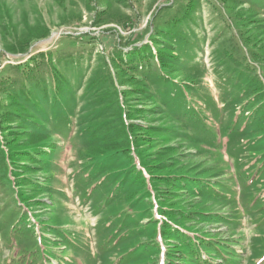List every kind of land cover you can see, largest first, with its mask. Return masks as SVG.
<instances>
[{"label": "rangeland", "instance_id": "rangeland-1", "mask_svg": "<svg viewBox=\"0 0 264 264\" xmlns=\"http://www.w3.org/2000/svg\"><path fill=\"white\" fill-rule=\"evenodd\" d=\"M187 1L0 0V73L32 67L30 58L57 47L69 51L52 61L70 69L60 88L67 96H52L56 85L46 88V60L30 80L9 81L16 91L24 86L15 102L11 88L0 87V108L12 114L7 138L49 137L21 156L6 158L2 148L7 172L0 178L6 174L8 182L3 188L0 181V264H27L20 248L35 237L27 249L39 264H187L192 254L179 253L187 249L202 251L188 264H264V1L225 0L222 7L194 0L190 21ZM154 28L169 39L155 38ZM84 35L94 38L92 46L59 43ZM134 35L142 39L135 46L147 44L153 57L168 49L174 56L159 71L147 67L152 103L123 83L132 75L117 82L120 71L111 64L120 63ZM106 65L114 88L108 79L90 87ZM161 73L168 88L157 82ZM110 87L127 128L121 156L112 140L89 143L94 134L109 140L122 124L113 97L99 99ZM136 126L159 132L139 141Z\"/></svg>", "mask_w": 264, "mask_h": 264}, {"label": "trees", "instance_id": "trees-1", "mask_svg": "<svg viewBox=\"0 0 264 264\" xmlns=\"http://www.w3.org/2000/svg\"><path fill=\"white\" fill-rule=\"evenodd\" d=\"M216 1L221 3L222 7L225 5V0H216ZM260 1L262 2L264 0H260ZM192 4H194V0H188L187 2H185L186 11L189 14V17H184L185 20H187V21H190L191 14L193 13ZM241 4H239V5H241ZM262 4H264V3H262ZM154 29H156V28H154ZM134 36L135 37H132L133 41L131 40V43L129 45L131 48L129 49L128 52H125V54L121 57L122 59L120 60V63L118 64V63H115L114 61H111V64H112L114 70L118 69L120 71V74H118V76H117V82H118V80L120 78L121 79V83H122L121 76L123 77V73L128 74V75H132V76H130L131 79H128L127 81L123 77V83H126L127 85H131V86L135 87V91H136L134 93L135 95L144 96L145 99H148L149 102L152 103L153 102V96L151 94H150L151 96L148 95V93L146 91V89H148V87H147V84H146V79L144 78L145 74H146V70L148 69L147 67L152 65V66L155 67V69H153V71H159L158 70L159 68H161L162 66L165 67V62L168 61L167 58H170V57L174 58V56H173L172 51L168 49V50H165V51L158 50V51H160L159 52L160 56L158 54V55L153 57L152 52H151V50H150V48H149V46L147 44H142L140 46H135V44L141 43L142 39H140L141 37H139L138 35H134ZM153 36L155 38H157V39H159L160 37H164L166 40L169 39V37L166 36V34H164V35L160 34L157 31V29H156L155 35H153ZM44 37H46V35ZM40 39H43V38L41 37ZM246 39H249V38H246ZM59 43L60 44L61 43H66V44L70 45V48L76 49L78 44L81 45V47L92 46L94 44V38H91L89 35H84V36H81V37L66 36ZM30 44H31V42L30 43H25L22 46V51H20L18 53L23 54V53L27 52V49L29 48ZM171 46L173 47V43H172ZM173 49H175V47H173ZM65 51L68 52L69 49H59L58 50V47H57V49L54 50V52L50 51V52L46 53L45 55H42L41 52L37 53L36 57L29 59V60H31V63L33 64V66L32 67H26L25 66V69L23 67V63L19 64V65H16L14 67L13 66H8L4 72L0 73V87L5 85L4 88H7V89L11 88V91H13V94H12V96H10V99H12L15 102V100L17 99V96H14V95L18 91H24V86L21 84L19 90L16 91V89H15L16 88V83L15 84H9V81L12 80V78L14 76H17V75L22 76L25 81L30 80L31 79L30 78V74L33 72V70L36 69V71H39L40 68L44 65V62H45L44 60H46V61H49V63H50V66H49L48 69L50 71V77L52 79V84L47 85L46 88H49L51 86L56 85V87L59 90V92L58 93L54 92L52 96H67L66 93H65L66 95L61 94V92H60L61 89L60 88L63 87V86H61L62 83H64V84L68 83L67 81L69 80L68 77H69V74H70V69H65V70L64 69H60L59 65H58L60 63V61L57 64L56 62H53L52 59H51L53 57V55H55L56 53H62V52H65ZM135 53H137V58L134 56ZM120 55H122V54H119L118 56H120ZM145 55H147V58L152 56L151 59H150V61H151L150 63L148 62L147 58H143ZM67 56L71 57V54H68ZM157 57L158 58L160 57V59L162 60L158 67H157V62H156L157 59H158ZM38 60H41V62H38ZM122 60L127 61L125 64H126V67H128V69H126V70H120L119 69V65L122 66ZM143 60L145 62L147 61L146 64L144 63ZM65 62H67V61L65 60ZM127 65H129V66H127ZM66 67H68V66L66 65ZM122 67L125 68L124 66H122ZM4 68H2V69H4ZM105 68L106 69H104V70H105L106 74H103L100 78H94V80H92L90 82L91 83L90 87H92L93 85L100 84L101 82L103 83L105 80L108 79L107 82L112 83L113 88H114L115 79H113V77H111V75L109 74L108 69H107V65H106ZM12 69H15V70L12 72ZM170 69H171L170 72L178 73L177 69H175V68H170ZM161 71H162V69H161ZM133 73H137L140 78H137V79L134 78L133 77ZM157 82H160V84L163 87H165V88H168L170 86V83L167 82L165 79H163V73H161V75L157 77ZM100 91L101 92L99 94H101L102 96L99 99L102 102L105 101L106 99H108V96H112L113 97L112 98V99H114L113 100V104L115 105V109H114V112H113L114 119H115V121L120 120L122 124H121V126H118V127L115 126L114 128H111V129H114V133H110V131H109V132H106L104 134L105 137H106L107 134L110 133L109 134V140L100 142L99 137L96 134H94L92 136L89 135V143L90 144H94V143L102 144V143H105V142H108V141L112 140L113 144L115 145V150H116L115 155L121 156L120 153H122V152L125 153L126 152V149L124 150V148L127 145V138H126L127 135H126V131H125L127 128L125 129V126H124L123 121H122V109L116 103V101H115V92L112 91L111 87L108 89L107 93L105 92L106 90H102L101 89ZM45 95L48 96L46 94V92H45ZM22 98L26 99V100L29 99L28 92L25 91L24 96H22ZM16 105L19 106L18 104H16ZM139 110H143L144 111L143 108H140ZM58 114H59V112H58ZM10 115L12 116V114H10ZM10 115L4 113V109L0 108V157H1L0 170L3 171V172H7V170H6V161L4 159L5 156H6V158L7 157L9 158V157H14V156H18V155L19 156L25 155L28 151L32 152L33 150H36L41 144L45 143L48 140V138H49L47 135H44V134H42V135L41 134H34V135L30 136L28 134L29 132H25L23 129H20V132H19L20 135H22V136H30L29 137V138H31L30 139V143H29L28 139H27L26 142H23V143H18L13 138L8 139L5 133H6L7 129L10 127V124H9L10 122L6 123L7 119L9 117H11ZM111 118L112 117H110L109 119L112 120ZM63 119L64 118H61V117L56 118L57 121H61ZM103 127L104 128H110V127H108V124H106V123L103 125ZM134 128H136L137 131L143 132L142 133L143 137L141 139H139V141H144L145 140L144 142H147L148 140H150L151 137H155V133L159 132V131L154 130V129L149 128V127L136 126ZM134 128H129V129H134ZM182 136H183V134L181 132H179V138H181ZM154 141H156V140H152V142H154ZM147 145H148V143H147ZM2 146H4V147H2ZM2 148H3L4 152H5V156H4V152H3ZM20 149H22L21 150L22 152L21 153H19V152L17 153V151L20 150ZM166 149H169V148H166ZM171 151L174 152L175 150L172 148ZM128 153L126 154V156H128ZM157 174H158V172L156 171V175ZM161 177H162V175H161ZM0 181H2V183H3L2 187L3 188L6 187L7 182H8L7 175L4 174L2 176V178H0ZM172 190H173V188H172ZM17 200L20 201L18 198H17ZM197 215H201L203 217H209V216H212L213 214L212 213H203V212L199 211V213ZM213 216H216V215H213ZM19 220H23V219H19ZM16 229H17V232H16V230L13 231V233H15V234H17L19 232V228L17 227ZM20 231H21V228H20ZM10 237H11V235H10ZM215 237H219V235H215ZM204 238H206V237H204ZM34 239H37V238L35 237ZM34 239H32V238L27 239L29 241V243L27 245L23 246V247H21L22 244L19 245L21 247L20 248L21 249L20 250L21 254L19 255V258L21 260H23L24 258H27L29 260V262L27 264H39V262H40V261L38 262V260H36L34 258L33 252H31V251H29L27 249V247L33 245ZM200 241L202 242L203 240H200ZM210 242H214V240L210 241ZM195 245L198 247L200 244L198 242V244H195ZM213 247H217V246H213ZM194 251H190V250L187 249V250L179 252V253H180V255H182V257L185 254H188V253L192 254L191 258L185 259L186 263L188 264L189 262H192V261H197L198 262L199 259H201L200 255H201L202 251L199 250V249H195ZM48 257H49V259H51L50 258V254L48 255ZM167 257H168V262L173 261L168 256V251H167ZM18 264H25V263L22 261V262H19ZM201 264H210V262H207V261L203 260V263H201Z\"/></svg>", "mask_w": 264, "mask_h": 264}]
</instances>
